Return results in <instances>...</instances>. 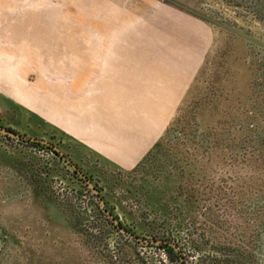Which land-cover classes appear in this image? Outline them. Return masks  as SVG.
Segmentation results:
<instances>
[{"label":"rangeland","instance_id":"rangeland-1","mask_svg":"<svg viewBox=\"0 0 264 264\" xmlns=\"http://www.w3.org/2000/svg\"><path fill=\"white\" fill-rule=\"evenodd\" d=\"M1 1L0 264H264V0Z\"/></svg>","mask_w":264,"mask_h":264},{"label":"flooded vegetation","instance_id":"flooded-vegetation-1","mask_svg":"<svg viewBox=\"0 0 264 264\" xmlns=\"http://www.w3.org/2000/svg\"><path fill=\"white\" fill-rule=\"evenodd\" d=\"M0 128L1 129H5V130H7L9 132H12L14 134L19 135V138H14V137H11L9 135L0 134V136L2 138L6 139V140H9V141L17 142L19 144L21 143V144L27 145V147H29L33 151L35 149H36V151H38V150H43V151H46V152L49 151L48 153L54 154L56 156L57 160L63 162V164H65L66 166L70 167L69 170L72 173L73 177H76L78 181L81 180L83 183H86V181L81 177V175H83L87 179L86 171L83 170L79 166V164L76 161H74L73 158L71 156H69L64 149H62L60 147V143H57V144L54 145L48 139H44L42 137H36V136H29L28 134H26V132L21 134L18 131H15V130L7 127V126L2 125L1 121H0ZM42 141H45L46 143H43ZM30 143H36L37 146H33ZM72 176H71V178H72ZM59 178H61V177H59ZM66 181H68V183H66L68 185L69 184V180H64V179L62 180L63 184ZM95 196L96 197H100L101 201L104 203V207L102 208L101 205H100V202H99V207H100L101 211L108 213L107 217H109L112 220V222L115 225V227L118 228L121 233H124L126 236H128L129 238H131L133 240L134 239L135 240L139 239L138 237H136V234L134 232H132L125 225H122L121 223H119L117 221V218L115 217V215H113V213H114L113 211L114 210H111L109 208V205L105 202V199H104L105 196L102 193L97 191V194H95ZM0 231H1L0 238H1V248H2L3 242H4V237H3V231L1 230V228H0ZM158 244H159L158 248L163 250V252L168 256V259L171 260V263H173V262L176 263V264L182 263L181 260H184V257L182 256V253H180L177 250L178 247H177L176 243H170V242H167V241H161ZM1 248H0V254H1Z\"/></svg>","mask_w":264,"mask_h":264},{"label":"crops","instance_id":"crops-1","mask_svg":"<svg viewBox=\"0 0 264 264\" xmlns=\"http://www.w3.org/2000/svg\"><path fill=\"white\" fill-rule=\"evenodd\" d=\"M6 4L10 6L9 2H4L0 0V21H2L1 22L2 25L0 24V26H4V25L8 26V21L12 20L11 26L13 27L15 25V22L13 21H19L22 18L25 19V16H26L25 13L22 12L21 14H17L15 11H10L11 8L13 7L11 6H10L11 8L7 7ZM27 19H31V17H28ZM6 74L7 73L5 71L0 69V96L5 99L7 98L13 99L11 96L7 95V92L5 91L3 87V84L7 83V79L3 77V76L7 77Z\"/></svg>","mask_w":264,"mask_h":264},{"label":"water","instance_id":"water-1","mask_svg":"<svg viewBox=\"0 0 264 264\" xmlns=\"http://www.w3.org/2000/svg\"><path fill=\"white\" fill-rule=\"evenodd\" d=\"M0 134H2V135H9V136L14 137V138H19V135L14 134L12 132H9V131H7L5 129H1V128H0ZM42 142L43 143H46L45 141H42ZM81 177L86 181V183L89 185V187H92L91 184H90V182H89V180H87L83 175H81ZM93 192L95 194H97V191L95 189H93ZM97 198H98V200L100 202L101 207L103 208L104 207V203L101 201L100 197H97ZM0 234H1V231H0ZM0 248H1V238H0Z\"/></svg>","mask_w":264,"mask_h":264},{"label":"trees","instance_id":"trees-1","mask_svg":"<svg viewBox=\"0 0 264 264\" xmlns=\"http://www.w3.org/2000/svg\"><path fill=\"white\" fill-rule=\"evenodd\" d=\"M30 144H32L33 146H37V144L36 143H30ZM36 144V145H35ZM151 152V151H150ZM149 152V153H150ZM136 169H139V167L137 166V167H135ZM80 182H82L81 180H79ZM106 197H104V199H105ZM105 202L107 203V204H109L108 202L109 201H106V199H105ZM100 211H101V209H99Z\"/></svg>","mask_w":264,"mask_h":264}]
</instances>
